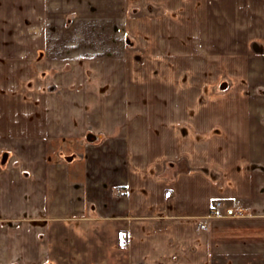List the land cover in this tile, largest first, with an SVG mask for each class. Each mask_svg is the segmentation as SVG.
Listing matches in <instances>:
<instances>
[{
  "label": "crops",
  "instance_id": "0c3cea01",
  "mask_svg": "<svg viewBox=\"0 0 264 264\" xmlns=\"http://www.w3.org/2000/svg\"><path fill=\"white\" fill-rule=\"evenodd\" d=\"M45 2L29 0V13ZM186 2H55L65 6L60 19L82 29L97 45L75 55L80 75L87 71L81 61L88 60L89 70L101 77L99 84L84 83L89 92L75 99L76 107L90 108L88 116H74L77 126H66L70 118L65 116H58L54 126L46 86L29 85L26 72L33 76L44 70L49 51L0 55V71L5 72V77L0 74V221H54L41 231L29 223H0V264H36L34 237L68 247L62 240L68 228L79 229L71 232L83 242L78 246L86 247L81 252L95 251L90 264H216L264 256V32L236 35V42L251 44L254 54H234L230 67L223 65L226 58L222 63L219 50L207 53L201 99L187 87L178 99L176 46L165 58L149 51L129 57L121 51L120 31L145 39V26L153 36L146 40L159 47L155 23L138 25L139 18H130L131 8L156 7L154 18L160 9L170 18L169 28L189 25L190 41L194 33L203 39V30L209 31L206 0ZM263 7L261 0L257 11ZM182 13L190 23L179 18ZM240 23V30L247 28ZM213 56L216 66L210 63ZM34 60L43 62L35 65ZM114 76L138 82L116 84ZM145 77H153L154 84ZM101 108L105 113L99 114ZM90 135L95 141H88ZM55 146L74 150L65 152L64 162L50 163ZM217 201L222 208L211 217ZM25 254L27 260H22Z\"/></svg>",
  "mask_w": 264,
  "mask_h": 264
},
{
  "label": "rangeland",
  "instance_id": "374dc122",
  "mask_svg": "<svg viewBox=\"0 0 264 264\" xmlns=\"http://www.w3.org/2000/svg\"><path fill=\"white\" fill-rule=\"evenodd\" d=\"M52 1L46 0L44 5L40 3L39 6H34V12L32 13L30 9L31 13H29V0H0V55H4L7 52L22 53L30 51L36 53L42 50L49 51L51 57L44 61L47 66L44 70H35L36 75L33 76L29 74V71L26 72L29 77V85L42 84L46 86L47 104L49 105V114L54 121V126L58 127V116H65L66 118H70V120L67 119L66 126L70 125L72 127L78 125L74 116H88L90 114V108L84 109L75 106V99H78V95L80 93L83 94L89 92L84 87V83L91 81V83L99 84V79L101 78L93 75L94 69L89 70L88 62H86L88 60L81 61L83 63L81 66H84V64L87 66L86 72L88 75H86V72L84 75H80L77 70L80 61L75 59V57L80 53L90 51L97 45L96 43H90L92 37L87 35L82 29L76 28L73 23L71 24L70 21L68 22L65 18L60 19L65 16V12L58 13L59 10H64L65 6L62 5L64 1L62 4L60 3V6L55 4L57 0ZM179 2H181V4L187 3L186 0H179ZM260 2L261 0H206L209 31L205 34L206 29L203 30V39H199L197 33H194L193 41H190V38L188 37L189 32L192 31L193 28H188L189 25L187 28L184 26H178L174 29L171 27L169 28L167 21L169 22L170 18L165 12L161 13V16V14L158 13L160 9L155 11L156 17L154 18L151 13H154L156 7L152 6L151 10L147 8L146 5L144 8H136L138 10L131 8L130 18H139L137 19V24L139 23L138 25L145 26L150 22L155 23V30L157 31V34L155 35L158 39L159 47H154L152 41L146 40L148 37L153 38L151 32H149L151 29H147V26H141L144 28H141V30L147 31V35H149L145 39L142 36L139 37V35L136 37L125 31H120L118 36L123 38L120 45L121 51L127 53L129 57L130 55L135 57L140 54L147 56V54L142 53L149 51L152 54H159L165 58L169 55V50H172V53L174 52L172 46H176L179 57L174 63H176L179 72L177 75H174V77L176 78V84L179 85L178 99L182 96L180 89H183L184 87L193 91L194 96L198 94L197 96L201 99L198 90H200V86L207 80V74L204 73V71H207L208 67L207 53L210 55H216L219 50L222 54V63L224 58H226L227 63H223L226 68L232 65V60L235 56L234 54L238 53L239 55V53H243L247 54V56L254 54V52L251 51V44H241L236 42L239 40L236 35L246 34L249 37L256 32H264V27H262V25H264V7L262 12L257 11ZM36 3L37 2H35V4ZM150 15L151 17L149 19ZM157 15H160L161 17L157 18ZM180 15L178 16L180 19H184V23H190L187 19L185 20L187 14L182 13ZM139 21L146 22L140 23ZM239 22H243V24L240 23V25H247V28H242V30H240L239 27H237ZM133 25V27L136 26V24ZM135 30L137 31L140 29L135 28ZM174 33L176 37H173ZM207 38L209 40L208 43ZM10 39H12V41H10ZM184 40L187 41L186 44L182 43ZM170 42L172 43L169 44ZM147 47H150V50H148ZM148 60L153 62L150 58H148ZM261 61L264 64V59ZM42 62L43 61L41 60H34L35 65ZM129 62L132 64L131 60ZM212 62L215 63L214 65L216 66V56H213V58L211 57L210 63ZM147 65L149 66L148 63ZM252 67L256 68V65L252 64L251 68ZM115 68H117V66ZM15 70L16 69L13 68V71ZM119 70L120 68L115 69L114 71ZM4 73L1 68V76H3L2 74ZM20 75L21 76L18 77L21 80L25 79L21 72ZM156 77L158 79L160 78L158 76ZM111 78L116 84H136V82H138L136 78L134 79L131 76H114ZM145 78L146 83L154 84L153 77H151V80H148L149 78L147 77ZM226 79L227 78H225V81H227ZM102 94L104 95V93ZM63 105L66 107H63ZM104 110L105 109L101 108L99 114L100 112L105 113ZM178 119L179 122L182 121L181 117H178ZM56 122L57 124H55ZM58 131L59 130H57V132ZM101 134L103 135V133ZM54 148H56V146ZM73 150V147L65 151H63L61 147H58L54 150L55 153H52L53 150H51L49 155L50 163H58L59 161L64 162V158L68 156L65 152H73ZM80 153L81 152L78 149L77 155H74V157L78 159ZM31 178L29 172V180H31ZM52 211L54 210L50 209L51 214ZM71 214H73L72 211ZM70 218H74V216H71ZM52 221L53 220L50 218H34L31 220L20 217L11 221L1 220L0 223L6 227H9L10 224L12 225L13 223L17 224V226L29 223V227L41 231V227H44L45 223L50 224ZM73 221L74 220H69L68 223H72ZM55 227L62 226H57L56 223ZM72 228H74V226H72ZM72 230L79 233V229H71V231ZM71 231L69 228L66 229L64 236H62L63 242L65 241L69 243V248L63 244L60 246H57L52 242L47 244V238L42 239L45 237H42L41 235L34 237L35 240H37L35 245H38L37 249H35L36 264H90L92 261L90 256L95 251H91L89 248V251L84 250L81 252L80 247L84 246H78V244L83 242L76 240V237L73 234L74 232L72 231V233ZM52 239H54V237H51V240ZM84 248L86 249V247ZM93 259L97 261L95 258ZM22 260H27L26 254L25 257L23 256ZM216 264H264V256L258 258H225L217 260Z\"/></svg>",
  "mask_w": 264,
  "mask_h": 264
},
{
  "label": "built area",
  "instance_id": "2783aa9c",
  "mask_svg": "<svg viewBox=\"0 0 264 264\" xmlns=\"http://www.w3.org/2000/svg\"><path fill=\"white\" fill-rule=\"evenodd\" d=\"M222 208V203L220 201L215 202L212 206H211V212L210 215L211 217H215L218 213V211Z\"/></svg>",
  "mask_w": 264,
  "mask_h": 264
},
{
  "label": "water",
  "instance_id": "95a60500",
  "mask_svg": "<svg viewBox=\"0 0 264 264\" xmlns=\"http://www.w3.org/2000/svg\"><path fill=\"white\" fill-rule=\"evenodd\" d=\"M96 137L93 135L88 136V141H95Z\"/></svg>",
  "mask_w": 264,
  "mask_h": 264
}]
</instances>
